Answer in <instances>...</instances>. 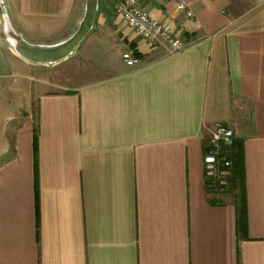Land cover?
I'll return each mask as SVG.
<instances>
[{"label": "crops", "instance_id": "1", "mask_svg": "<svg viewBox=\"0 0 264 264\" xmlns=\"http://www.w3.org/2000/svg\"><path fill=\"white\" fill-rule=\"evenodd\" d=\"M86 1L0 0V264H264V0H138L175 55L99 0L71 57L19 56L69 39ZM218 124L225 191L203 162Z\"/></svg>", "mask_w": 264, "mask_h": 264}, {"label": "built area", "instance_id": "2", "mask_svg": "<svg viewBox=\"0 0 264 264\" xmlns=\"http://www.w3.org/2000/svg\"><path fill=\"white\" fill-rule=\"evenodd\" d=\"M176 1L177 10L192 18L193 14L185 1ZM114 11L149 46L165 47L171 55L178 54L186 48L184 41L173 35L169 27L153 20L149 13L138 5V0H123L115 6ZM123 61L128 67L138 64V59L129 52L123 54ZM233 137L231 129L222 124L216 125L203 159L209 189L225 191L229 186L232 162L227 154Z\"/></svg>", "mask_w": 264, "mask_h": 264}, {"label": "water", "instance_id": "3", "mask_svg": "<svg viewBox=\"0 0 264 264\" xmlns=\"http://www.w3.org/2000/svg\"><path fill=\"white\" fill-rule=\"evenodd\" d=\"M99 8V0H87L83 18L77 31L66 41L53 46H37L17 38L15 50L26 61L40 65H54L71 57L92 32Z\"/></svg>", "mask_w": 264, "mask_h": 264}]
</instances>
